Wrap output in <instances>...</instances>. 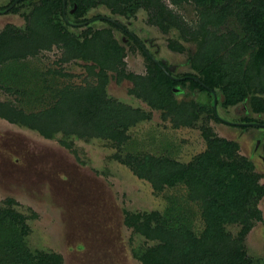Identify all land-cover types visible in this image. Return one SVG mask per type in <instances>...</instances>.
Listing matches in <instances>:
<instances>
[{"label": "trees", "instance_id": "trees-1", "mask_svg": "<svg viewBox=\"0 0 264 264\" xmlns=\"http://www.w3.org/2000/svg\"><path fill=\"white\" fill-rule=\"evenodd\" d=\"M99 1L115 9L123 7L117 0ZM170 1L192 3L198 19L192 23L182 20L162 0L133 2L151 8L152 21L167 31L176 26L187 34L186 40L194 43L193 52L187 56L194 72L174 80L152 63L147 77L126 76L136 85L130 91H137L151 106L161 108L162 117L169 115L173 126H192L200 113H207L199 120L205 146L187 161L177 156L170 142L165 144V152L137 148L113 153L155 191L178 185L185 188L182 196L168 197L163 212L123 209V221L132 237L141 238L131 248L132 254L142 264H264V255L249 252L245 243L254 221L262 219L258 207L264 196L261 174L251 158L239 153L237 140L219 136L208 124L209 116L218 119L213 90L222 95L216 101L222 107L245 105L247 113L240 121L264 122V117L249 115L264 112V0ZM68 2L76 5L73 14L77 16L95 0ZM20 3L12 9L26 6L24 27L6 24L0 29V89L9 94L0 98V117L35 129L46 138L59 134L60 143L68 148L74 147L76 139L92 138L106 140L116 148L126 145L129 127L148 114L108 96L102 84L105 76L99 84L58 85L51 83V78L49 82L42 78L41 83H32L24 60L54 43L62 47L64 58L91 59L104 74V68L116 69L123 64L120 46L106 30H96L83 39L66 30L52 14L61 11L62 0ZM176 42L169 39L170 45ZM172 85L180 86L190 98L177 99ZM194 91H205L206 96L197 99ZM259 147L264 154V131ZM35 217L34 211L21 210L12 197L0 200V264H63L60 252L30 242ZM232 225L237 227L235 231Z\"/></svg>", "mask_w": 264, "mask_h": 264}, {"label": "rangeland", "instance_id": "rangeland-1", "mask_svg": "<svg viewBox=\"0 0 264 264\" xmlns=\"http://www.w3.org/2000/svg\"><path fill=\"white\" fill-rule=\"evenodd\" d=\"M4 2L0 0V3ZM178 11L190 20L196 16L189 2L183 3ZM7 21L15 24L24 22L20 14L0 16V29ZM134 21L136 26L144 23L142 17ZM150 29L158 31L153 25ZM162 42L166 43V40ZM57 54V48L44 51L39 64L53 65ZM174 54L182 60L185 58L183 53ZM172 58L175 60V55ZM126 59L130 68L142 70L141 57L135 51H128ZM67 68L74 72L70 81L79 83L82 66L71 63ZM185 68L184 65L179 70ZM129 85L127 81L116 83L110 80L108 92L119 99H126ZM8 97V92L0 89V98ZM128 101L133 102V99ZM244 109L240 104L239 108L230 107L228 113L232 116ZM216 123L210 122L215 132L238 141L239 153L252 159L254 169L261 174L260 181L264 182V158L258 156L254 149L251 136L254 130L239 132L240 129L234 126ZM170 124V119L163 120L154 111L151 120L140 121L129 129L131 138L126 145L116 148L106 140L92 138L89 141L76 139L74 147L68 148L60 143L59 134L46 138L35 129L0 117V200L12 197L21 210L36 213L31 220L30 242L60 252L63 264H142L131 251L141 238L132 237L130 228L123 221V209H158L163 212L168 197L182 196L185 188L178 185L155 191L147 180L136 176L113 153L119 151L124 154L137 148L158 151L162 145L159 144L161 138L170 142L177 149V156L184 161L204 148L205 141L199 127L174 128ZM147 140L152 143L150 147ZM162 148L165 152L168 146L163 145ZM43 165L50 169L44 171ZM258 207L262 219L254 221L245 243L249 252L260 257L264 255V196L258 201ZM196 220L199 226V220ZM109 223L111 231L108 236H102ZM230 228L232 231L237 229L235 225Z\"/></svg>", "mask_w": 264, "mask_h": 264}, {"label": "flooded vegetation", "instance_id": "flooded-vegetation-1", "mask_svg": "<svg viewBox=\"0 0 264 264\" xmlns=\"http://www.w3.org/2000/svg\"><path fill=\"white\" fill-rule=\"evenodd\" d=\"M5 1L6 2L4 3H0V16L5 17L8 14L10 15L20 14L24 22L22 24H15L11 21H7L4 23L2 28H4L6 24H13L17 27H24L25 25L24 11L26 6L22 5L20 6L19 9H12V6L14 4L15 5L23 4L20 3L21 0H5ZM68 1L69 0H62L61 11L52 13L55 16L54 19L58 18V20L65 27L66 30L78 36L80 39H83V37L91 36L92 33L96 32V30L108 31L111 37L116 41V43L121 48L122 51L121 59L123 64L117 65L116 69L104 68V74H103L100 72V65H98L91 59L84 60L80 57L79 58L74 57L71 59L64 58L62 54L63 53L62 47L61 46L58 47V45L53 43L50 48H43L41 50H38L34 54L27 55L26 58H24L26 62L27 74L29 75L28 76L29 81H31L32 83H37V82L41 83L42 78H44L45 81L47 80L46 82H49V79L51 78L50 79L51 83L55 81V84L58 85H62L66 83L77 84L78 82L70 81V78L74 76V72H71V70L67 68V66H71V63H77L83 68V70H81V72L79 73L80 75L79 78L81 79L79 83L85 84L86 82H91V83L99 84L101 83L100 82L101 76H105L106 80L102 84L108 96H111L123 103L129 104L134 108H139L148 114V116L140 119L136 123H139L140 121L151 120L154 111H157L159 113V117L162 118L163 120H169L170 119L169 115L166 116L165 118L162 117L163 111L161 108L151 106L146 100L143 99V97H141L140 95L138 96L137 91L134 90L130 91V89L136 85L134 81L126 75L135 74L136 76L140 75L147 77L149 73V69L151 68L153 63L159 68H161L174 80H181L184 79L186 76H189L187 72L190 71L194 72V69H192L189 66L187 56L189 55V53L193 52L194 43L186 40L187 34L184 35L176 26L171 27L169 31H167L166 28H162L159 24L152 21L151 17L152 16L154 17V15L152 14L153 10L151 8H147L146 5L144 4L134 3L133 2L134 0L133 1L117 0L116 3L123 5V7L120 9H115L114 6H111L99 0H95L94 3L88 5L86 8L81 10L80 14L77 16L73 14L74 7L76 5L71 6L70 2ZM162 2H164L170 7H173L179 14V17H181L182 20L188 23L190 22L192 23L198 19L197 12H196V16L190 20L188 17H186V15L178 11L184 2L182 4L173 3L170 0H162ZM122 9L123 11H121ZM138 17L139 18L142 17L144 19V23L136 26L134 20L135 18ZM163 22L165 23V18ZM150 25L156 26L158 31L153 32L150 29ZM170 38L177 39V42L175 44L170 45L169 44ZM164 39L166 40V43L162 42ZM161 42L164 44H161ZM179 44H183L185 47L183 49H179L174 46ZM53 48H57L58 50V54L56 58L53 60V65L49 64L44 66L41 63L39 64L40 55L43 54L44 51H49L52 50ZM128 51H135L136 54L141 57L142 65H143L141 71H135L133 68L129 67L126 59V55ZM174 52L185 54V58L182 60V58H179L178 55L174 54ZM173 55H175L176 57L175 60L172 58ZM184 65L187 68H185L184 70H179L180 67ZM118 69H120V73L118 72ZM110 80H114L116 83H121L126 81L130 83V85L127 87V95L125 97L126 99H119L115 95H111L108 92V85H110ZM171 89L174 92V95L177 99L184 98L188 100L190 98L189 97L190 95L187 96L184 95L185 90H183L178 85H172ZM212 93H213V109L214 112L217 114L218 119L209 116L208 124L211 125L210 122L211 120H213L217 122L216 124L223 123L228 127L234 126L240 129L239 132L242 131L245 132L246 129L254 130L252 131L253 135L251 134V136H253V138L252 137L251 138L255 143L254 149L257 151L258 156L264 158V154L262 153L261 148L259 147L260 135L264 131V122L263 121L257 122L254 119L249 121H244V120L240 121L239 118L243 117L244 113H247L246 107L243 104H242L243 107H245L244 111L242 113H235V115L231 116L228 113V109L230 107L239 108L240 104L237 103L232 106L222 107L221 105H218L216 103L217 98L220 100L222 99V95L216 93L214 90L212 91ZM192 95H194L197 99L199 98L204 99L206 93L205 91H194ZM129 99L131 101L133 99V102H129L128 101ZM142 104H144L145 106L143 107ZM220 113H222L223 115ZM263 114L264 112L259 115L258 114H249V115L255 118V117H262ZM203 115L207 116V113L206 114L203 112L200 113L197 123H195L192 126L199 127V124H201V121L199 122V120L202 119ZM170 125L174 128L183 126V125L173 126L172 124ZM133 126L135 125L130 126L129 129H131ZM184 126L192 127L189 125H184ZM246 126L249 127L246 128ZM129 129L127 131L129 134H131L129 132ZM256 129L259 130L260 132L256 131ZM198 130L201 134V129L199 128ZM213 130L215 131V129ZM130 138L131 136L129 137V139ZM164 141H165L164 138L160 139L159 144L162 145L158 147V151H153L149 149L148 150L151 151L152 153L162 152L163 145L168 143ZM147 142L150 147L152 143L150 142V140H147ZM139 243L140 241L137 242L136 244Z\"/></svg>", "mask_w": 264, "mask_h": 264}, {"label": "water", "instance_id": "water-1", "mask_svg": "<svg viewBox=\"0 0 264 264\" xmlns=\"http://www.w3.org/2000/svg\"><path fill=\"white\" fill-rule=\"evenodd\" d=\"M13 162V161H12ZM42 169L44 170V171H46V170H48V169H50V167L49 166H45V165H43V167H42ZM7 196H9V195H7ZM10 196H12V195H10ZM72 198H74L73 196H72ZM111 231V226H110V223L107 225V228H105L104 229V232H103V234L104 235H102V236H108V233ZM133 255V254H132Z\"/></svg>", "mask_w": 264, "mask_h": 264}]
</instances>
